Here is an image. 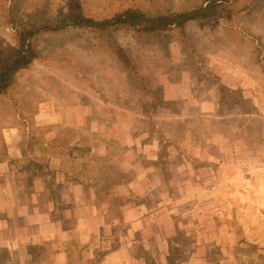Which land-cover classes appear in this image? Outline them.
I'll use <instances>...</instances> for the list:
<instances>
[{
	"label": "rangeland",
	"instance_id": "374dc122",
	"mask_svg": "<svg viewBox=\"0 0 264 264\" xmlns=\"http://www.w3.org/2000/svg\"><path fill=\"white\" fill-rule=\"evenodd\" d=\"M206 1L0 0V62L16 30L78 8L102 19ZM231 12L185 35L111 30L134 72L88 28L38 36L39 58L0 96V163L26 184L61 164L95 188L118 234L151 211L160 235L146 240L149 264H264V0H236ZM10 130L19 159L5 152Z\"/></svg>",
	"mask_w": 264,
	"mask_h": 264
},
{
	"label": "crops",
	"instance_id": "0c3cea01",
	"mask_svg": "<svg viewBox=\"0 0 264 264\" xmlns=\"http://www.w3.org/2000/svg\"><path fill=\"white\" fill-rule=\"evenodd\" d=\"M3 139L7 157L21 158L18 133L10 130ZM47 169L50 180L33 177L26 184L16 168L0 163V264H149L146 240L160 235L151 230L150 223L157 224L151 211L141 210L118 234L115 219L106 221L108 213L96 207L89 182L53 161ZM166 255H160L164 262Z\"/></svg>",
	"mask_w": 264,
	"mask_h": 264
},
{
	"label": "trees",
	"instance_id": "16d2710c",
	"mask_svg": "<svg viewBox=\"0 0 264 264\" xmlns=\"http://www.w3.org/2000/svg\"><path fill=\"white\" fill-rule=\"evenodd\" d=\"M236 0H207L205 4L172 13L149 14L139 8H127L109 18L95 19L85 15L81 9H75L62 18L46 23L33 22L16 30L14 47L0 62V96L7 94L15 85L20 70L28 68L39 52L35 47V38L47 33H57L69 27L88 28L96 37L106 41L119 59L129 70L136 71L131 58L122 48H117L109 36L111 30L123 29L139 36H151L170 31H179L185 35V28L191 22H200L215 18L231 19Z\"/></svg>",
	"mask_w": 264,
	"mask_h": 264
}]
</instances>
